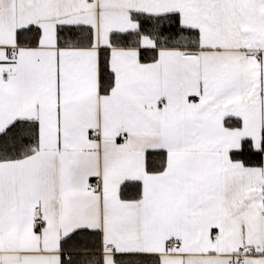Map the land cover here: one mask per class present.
<instances>
[{
  "label": "snow or ice",
  "instance_id": "obj_1",
  "mask_svg": "<svg viewBox=\"0 0 264 264\" xmlns=\"http://www.w3.org/2000/svg\"><path fill=\"white\" fill-rule=\"evenodd\" d=\"M0 264H264V0H0Z\"/></svg>",
  "mask_w": 264,
  "mask_h": 264
}]
</instances>
